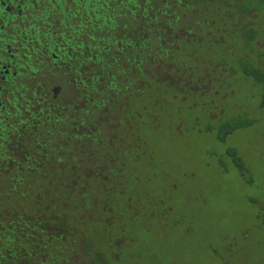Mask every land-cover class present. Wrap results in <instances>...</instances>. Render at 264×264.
Returning a JSON list of instances; mask_svg holds the SVG:
<instances>
[{
  "label": "rangeland",
  "instance_id": "374dc122",
  "mask_svg": "<svg viewBox=\"0 0 264 264\" xmlns=\"http://www.w3.org/2000/svg\"><path fill=\"white\" fill-rule=\"evenodd\" d=\"M236 31L212 27L182 64L173 55L92 111L99 175L68 204L103 264H264V103Z\"/></svg>",
  "mask_w": 264,
  "mask_h": 264
},
{
  "label": "trees",
  "instance_id": "16d2710c",
  "mask_svg": "<svg viewBox=\"0 0 264 264\" xmlns=\"http://www.w3.org/2000/svg\"><path fill=\"white\" fill-rule=\"evenodd\" d=\"M69 11L72 52L60 59L86 98H114L168 68L173 55L182 64L198 41L212 37V27L223 32L229 25L253 59L241 54L238 68L261 87L264 103V52L253 49L251 28L264 19V0H74ZM67 194L61 183L0 187V264H103L96 233L80 214L71 216L80 205L68 204Z\"/></svg>",
  "mask_w": 264,
  "mask_h": 264
},
{
  "label": "flooded vegetation",
  "instance_id": "af4514ba",
  "mask_svg": "<svg viewBox=\"0 0 264 264\" xmlns=\"http://www.w3.org/2000/svg\"><path fill=\"white\" fill-rule=\"evenodd\" d=\"M73 4L0 0V187L61 183L66 201L98 178L101 125L92 111L113 100L86 98L60 59L72 52L66 16ZM59 170L66 172L53 176Z\"/></svg>",
  "mask_w": 264,
  "mask_h": 264
}]
</instances>
